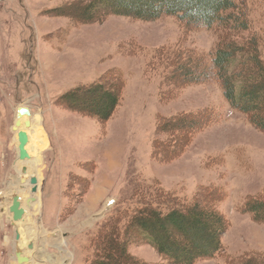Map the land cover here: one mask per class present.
I'll return each mask as SVG.
<instances>
[{"label": "rangeland", "instance_id": "obj_1", "mask_svg": "<svg viewBox=\"0 0 264 264\" xmlns=\"http://www.w3.org/2000/svg\"><path fill=\"white\" fill-rule=\"evenodd\" d=\"M71 1L0 0V210L17 177L18 127L30 132L40 177V211L17 225L25 226L22 244L0 211V264H16L14 252L26 253L29 241L33 264H86L98 230L119 216L128 256L166 264L126 226L135 205L158 190L178 208L196 202L227 220L223 251L195 264H224L226 256L251 254L264 259V223L242 213L250 199L264 202V131L231 109L215 82L179 87L171 79L170 60L154 58L166 51L208 63L224 42L246 45L251 39L264 61V0H232L238 9L209 29L168 16L148 22L107 16L86 24L60 15ZM242 15L248 27L234 31L232 18ZM103 79L123 86L120 105L106 122L58 101L69 90ZM95 97L78 100L93 108ZM20 105L31 115L12 132ZM200 110L214 121L186 144L180 136L157 131L162 119ZM155 231L160 240L178 235L171 228ZM187 239H177L183 249L192 248Z\"/></svg>", "mask_w": 264, "mask_h": 264}, {"label": "trees", "instance_id": "obj_2", "mask_svg": "<svg viewBox=\"0 0 264 264\" xmlns=\"http://www.w3.org/2000/svg\"><path fill=\"white\" fill-rule=\"evenodd\" d=\"M234 9L238 8L232 0H75L62 6L60 15L70 16L86 24L101 22L107 16L147 22L168 16L209 29L215 24H224L228 19L226 13ZM65 11L76 12L77 16ZM232 19L234 31L248 27L243 15L242 18L235 16ZM164 57L170 60L171 79L177 86L215 82L229 107L244 115L252 126L264 131V61L254 40L246 41V45L224 42L220 48L217 46L208 63L183 53L159 51L154 55L158 60ZM148 67L153 69L154 64L149 62ZM106 80L69 90L58 101L99 122H106L120 105L123 91L119 82L109 85ZM90 95H97L93 108L78 100ZM213 121L208 111L200 110L194 114L162 119L158 121L157 131L180 136L186 144ZM174 153L168 152V155L173 156ZM146 197L148 201L143 200L139 207L135 205L127 217L126 226L129 231L137 232L166 264H195L197 261L213 259L223 251L221 237L228 229V222L217 210H203L196 202L187 205L181 203L182 206L178 208L172 198L161 190L146 194ZM242 213L250 214L253 222L263 224L264 202L250 199L245 203ZM119 218L110 219L98 230L90 243L94 248L93 258L86 264H145L128 256L126 232L119 226ZM167 228L176 231L177 237L167 238L164 235L160 240L155 230L167 233ZM179 238H188L187 242L192 244V248L183 249L177 240ZM98 256L99 259L96 258ZM262 256H226L224 264H264Z\"/></svg>", "mask_w": 264, "mask_h": 264}, {"label": "bare ground", "instance_id": "obj_3", "mask_svg": "<svg viewBox=\"0 0 264 264\" xmlns=\"http://www.w3.org/2000/svg\"><path fill=\"white\" fill-rule=\"evenodd\" d=\"M15 117H16V110H15ZM19 124H22V121H19ZM13 127L11 128L12 132H15L16 130L13 131ZM20 131H23L27 135L28 142H27V144L25 146V149H26V151H27V153L29 155V160H25V161H22V162L17 160V163L15 164L16 165L15 168H16V172H17V177L14 178V181L11 184L12 189L9 190V193H4V196H6V197H3V199L9 200V202L6 205L3 204V206H1V210H2V212L6 213L9 222H11V224L14 227H16V229H17L16 232L18 234L17 242L22 244L23 242H20V241L23 238V234H24L25 231L22 233V230L25 229V226L22 227L23 229L21 228L22 230L20 228L18 229L17 227L19 226L18 224L23 223L28 216L33 215V214H38L39 211H40V200H39V195H38L40 177H39V172L37 170V166L39 164V159H36L34 157V154L32 153V150H31L32 137L29 134L30 132L28 133L27 130L21 129V127H18L17 128V132H16V148H17V144H18V142H17V133L20 132ZM22 168L25 169V173L23 175L20 174ZM30 172H33L36 175V177H34L36 179V192L34 194L31 192L32 186L29 183L30 178H32L30 176L31 175ZM21 176L26 178V182L23 185H21L20 182H19V178ZM14 196H18L20 198V200H19L20 208L25 211L24 216L18 222H13L12 221V216H11V214L8 213V209H7V207H9L11 205L12 198ZM31 198L34 199V202L30 203V205L27 206L26 205V199H31ZM4 207L6 209H4ZM28 228H29V226H28ZM29 231H31V228L26 230L27 233H30ZM29 243L32 245V249H33V242L29 241V242L25 243L26 250H27V245ZM29 253H30V251L27 250L26 253H23V254L29 258L30 264H33Z\"/></svg>", "mask_w": 264, "mask_h": 264}, {"label": "water", "instance_id": "obj_4", "mask_svg": "<svg viewBox=\"0 0 264 264\" xmlns=\"http://www.w3.org/2000/svg\"><path fill=\"white\" fill-rule=\"evenodd\" d=\"M30 115L31 114H30V110L28 109V107H25V106L18 107L16 109V122L14 124L13 131H15L16 127L19 126V120L22 117L24 116L30 117ZM24 126L26 129H28L30 127V123L26 121L24 123ZM17 142H18L17 148H16L17 160L21 162L25 160H29V155L25 149L28 139H27V135L23 131H20L17 133ZM24 173H25V169L22 168L20 174L23 175ZM19 182L21 185H23L26 182V178L21 176L19 178ZM29 183L32 186L31 192L34 194L36 192V179L34 177L30 178ZM19 200L20 198L18 196H14L12 198L11 205L8 208V213L11 214L13 222L20 221L25 214V211L20 208ZM32 202H34L33 198L26 199L27 206H29L30 203ZM15 239L18 240V234L16 231H15ZM27 249L32 250V245L30 243L27 245ZM14 258H15L16 264H29V258L25 256L21 250L15 251Z\"/></svg>", "mask_w": 264, "mask_h": 264}]
</instances>
